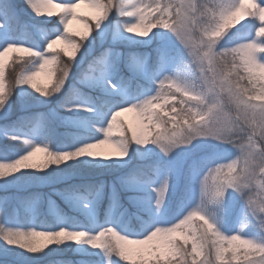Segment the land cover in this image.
Listing matches in <instances>:
<instances>
[{"label": "snow or ice", "instance_id": "obj_1", "mask_svg": "<svg viewBox=\"0 0 264 264\" xmlns=\"http://www.w3.org/2000/svg\"><path fill=\"white\" fill-rule=\"evenodd\" d=\"M21 5L0 0V264H264V0Z\"/></svg>", "mask_w": 264, "mask_h": 264}, {"label": "rangeland", "instance_id": "obj_2", "mask_svg": "<svg viewBox=\"0 0 264 264\" xmlns=\"http://www.w3.org/2000/svg\"><path fill=\"white\" fill-rule=\"evenodd\" d=\"M14 2L18 5V6H22L21 5V0H14ZM54 11H59V9H54ZM78 13L85 15V16H90L92 15L91 11L87 8L86 5H81L80 8L77 10ZM71 28L73 31L75 32H79V31H83V25L79 22V21H73V24L71 25ZM125 119H131V114H125ZM44 191H47V189H44ZM57 203H60L59 201H57ZM61 207H63V205L61 204ZM67 210V209H65ZM75 257L73 255H70V257L68 258H64V259H74Z\"/></svg>", "mask_w": 264, "mask_h": 264}, {"label": "trees", "instance_id": "obj_3", "mask_svg": "<svg viewBox=\"0 0 264 264\" xmlns=\"http://www.w3.org/2000/svg\"><path fill=\"white\" fill-rule=\"evenodd\" d=\"M70 255H71V254H67V255H66L65 257H63V258H68V257H70Z\"/></svg>", "mask_w": 264, "mask_h": 264}]
</instances>
